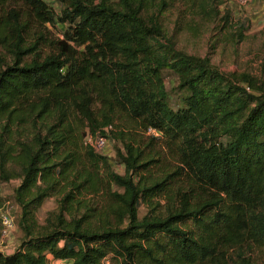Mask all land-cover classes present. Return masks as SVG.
Instances as JSON below:
<instances>
[{
  "label": "trees",
  "instance_id": "1",
  "mask_svg": "<svg viewBox=\"0 0 264 264\" xmlns=\"http://www.w3.org/2000/svg\"><path fill=\"white\" fill-rule=\"evenodd\" d=\"M57 1L0 0V181L19 179L23 233L0 264H255L244 250L264 246V62L226 72L177 49L162 22L177 0ZM116 121L156 130L167 159ZM110 130L123 174L84 144Z\"/></svg>",
  "mask_w": 264,
  "mask_h": 264
},
{
  "label": "rangeland",
  "instance_id": "2",
  "mask_svg": "<svg viewBox=\"0 0 264 264\" xmlns=\"http://www.w3.org/2000/svg\"><path fill=\"white\" fill-rule=\"evenodd\" d=\"M46 1L57 10L59 9V1ZM199 1L201 0H177L162 15V22L168 34L172 36L176 48L189 54L207 56L215 66L226 72L243 70L260 72L264 62V0H252L246 5H240L237 0H217L219 2L216 6L219 9L218 15L208 14L207 12L211 11L210 8L204 12ZM227 14L230 18L228 23L225 21ZM240 25L246 28L242 39H239L237 35ZM51 29L54 35H62L57 28L51 26ZM164 77L166 88L170 92L171 102L177 106L179 97L176 89L178 85L177 75L170 70H165ZM115 124L112 126L115 133L124 131L127 141L140 145L147 152L153 151L156 158L162 155L167 159L166 152L159 149L161 140L155 144L151 143L149 132L134 130L123 125L120 121H116ZM107 134L108 147L103 155L108 156L114 171L123 174L125 166L119 162L115 150V142L118 140L111 133V130ZM118 145L122 147L121 142ZM18 184L19 179L0 181V209L11 206L15 222L14 230L8 236L2 237V223L0 221V251L7 254L15 251L23 234L18 224L20 208L14 198V190ZM114 189L117 188L114 186ZM102 196V193L94 194L89 196L87 200L92 205H98V202L100 204L103 200ZM57 205L56 196L46 198L36 213L38 222L44 224L48 213L56 209ZM146 212L147 207L142 204L139 210L140 217ZM244 255L250 257L255 264H264V246L249 250L245 248ZM48 257L53 264H65L63 261L54 259L52 255H48ZM233 257L239 260L235 254Z\"/></svg>",
  "mask_w": 264,
  "mask_h": 264
},
{
  "label": "built area",
  "instance_id": "3",
  "mask_svg": "<svg viewBox=\"0 0 264 264\" xmlns=\"http://www.w3.org/2000/svg\"><path fill=\"white\" fill-rule=\"evenodd\" d=\"M250 1L252 0H237L240 5H246ZM149 133L157 134V131L150 128ZM84 144L91 147L95 152L103 154L108 147V136L87 133L84 137ZM0 219L2 223L1 235L2 237L8 236L15 228L11 206L6 207V209H0Z\"/></svg>",
  "mask_w": 264,
  "mask_h": 264
}]
</instances>
